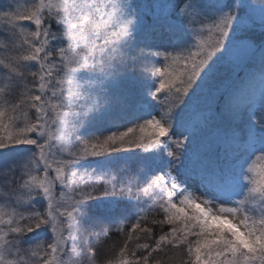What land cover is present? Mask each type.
<instances>
[{
  "label": "snow or ice",
  "instance_id": "obj_1",
  "mask_svg": "<svg viewBox=\"0 0 264 264\" xmlns=\"http://www.w3.org/2000/svg\"><path fill=\"white\" fill-rule=\"evenodd\" d=\"M256 3L0 0V264H264Z\"/></svg>",
  "mask_w": 264,
  "mask_h": 264
},
{
  "label": "trees",
  "instance_id": "obj_2",
  "mask_svg": "<svg viewBox=\"0 0 264 264\" xmlns=\"http://www.w3.org/2000/svg\"><path fill=\"white\" fill-rule=\"evenodd\" d=\"M258 95V93H257ZM182 254L181 253H177V252H169L166 260L168 261V264H179V261L181 259Z\"/></svg>",
  "mask_w": 264,
  "mask_h": 264
},
{
  "label": "rangeland",
  "instance_id": "obj_3",
  "mask_svg": "<svg viewBox=\"0 0 264 264\" xmlns=\"http://www.w3.org/2000/svg\"><path fill=\"white\" fill-rule=\"evenodd\" d=\"M6 2V0H5ZM25 2V0H20V3L23 4ZM256 7L259 8V3H258V0H257V3H256ZM258 89H259V86L257 85V93H258ZM256 93V94H257Z\"/></svg>",
  "mask_w": 264,
  "mask_h": 264
}]
</instances>
